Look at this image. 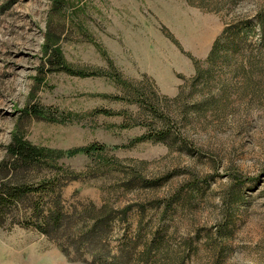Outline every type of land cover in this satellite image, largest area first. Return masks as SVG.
<instances>
[{"label":"rangeland","instance_id":"obj_1","mask_svg":"<svg viewBox=\"0 0 264 264\" xmlns=\"http://www.w3.org/2000/svg\"><path fill=\"white\" fill-rule=\"evenodd\" d=\"M261 13L264 0H0V162L15 131L55 152L104 145L26 175L59 179L75 213L113 210L96 250L11 213L0 264H264ZM48 32L73 69L97 74L42 71ZM29 105L56 120L23 115Z\"/></svg>","mask_w":264,"mask_h":264},{"label":"trees","instance_id":"obj_2","mask_svg":"<svg viewBox=\"0 0 264 264\" xmlns=\"http://www.w3.org/2000/svg\"><path fill=\"white\" fill-rule=\"evenodd\" d=\"M57 3L59 2L57 1ZM256 22L259 25L261 33L264 34V13L257 16ZM244 28L249 29L246 25ZM229 32L230 34L232 33L231 30ZM232 35L236 34L232 33ZM46 37V44L43 47V54L46 59L45 64L43 63L42 65V71L44 69L46 72H65L69 75L79 77L97 74L96 72L88 73L83 70L73 69L66 62L61 51L53 47L52 43L54 40L52 41L51 32H48ZM219 43L220 39L215 42L208 56V61H212L222 51L221 49L223 47ZM237 45L236 39H233L229 43V48L236 51ZM110 65L113 69L114 67L111 62ZM113 70L116 72L114 78L126 84V81L122 80V76L118 70ZM138 90H135L136 93ZM23 115L49 120L51 122L56 120L53 118L54 116L50 115L49 111H46V109L38 105H29L23 110ZM165 134L166 132L161 131L158 134V138L162 139ZM145 138L144 136L138 140ZM105 150L106 147L104 145L94 143L66 152H55L30 144L23 139L18 131H15L12 134L11 142L6 147L5 158L0 162V225H4L12 213L19 221L18 224L33 227L51 240L59 241L62 240V236L69 238L74 234L79 240L80 250H96L95 248L100 244L107 229L111 228V223L109 222L113 214L112 208L107 205L98 208L90 204L88 206H82L80 212L75 213L69 208H65L62 204L63 201L57 184L59 179L56 181L55 177H52V179L40 180L38 183H33L26 174L48 160L53 162L62 158V156H75L77 154L92 157L103 154ZM26 203L30 205L26 210L22 211L20 206ZM129 210L130 208L127 206L118 213L120 215L122 214L121 218L125 219ZM124 245L125 248H129L133 245V241H125L123 243ZM58 246L64 247L62 250L67 255L71 253L65 245ZM159 246L156 245L157 250H159ZM147 253L148 250L140 254V258L144 260ZM124 254L126 255V253ZM103 260V255L100 254L91 260L84 259L85 262H89L90 264H103Z\"/></svg>","mask_w":264,"mask_h":264}]
</instances>
